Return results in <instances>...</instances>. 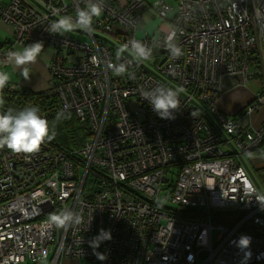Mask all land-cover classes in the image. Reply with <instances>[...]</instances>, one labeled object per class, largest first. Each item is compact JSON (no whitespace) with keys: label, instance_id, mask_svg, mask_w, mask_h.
<instances>
[{"label":"built area","instance_id":"1","mask_svg":"<svg viewBox=\"0 0 264 264\" xmlns=\"http://www.w3.org/2000/svg\"><path fill=\"white\" fill-rule=\"evenodd\" d=\"M174 2L103 0L94 30L58 35L50 25L75 18L87 0H0V21L12 28L9 43L0 45V67L10 63L15 46L42 41L52 48L46 94L73 111L90 136L67 155L47 142L36 154L0 149V264L264 263V205L256 200L264 192L244 163L246 154L264 147V115L252 130L217 106L228 78L257 85L243 117L264 110V0ZM149 9L160 24L138 38ZM173 27L179 56L166 44ZM132 40L149 47L151 58L118 56ZM121 63L128 69L118 76L109 65ZM157 86L184 89L174 119H161L142 98ZM252 158L264 166V155ZM91 170L97 179L87 183ZM63 209L82 223L53 227L49 214ZM101 229L110 230L111 240L93 249ZM241 236L251 240L246 249L237 246Z\"/></svg>","mask_w":264,"mask_h":264},{"label":"clouds","instance_id":"2","mask_svg":"<svg viewBox=\"0 0 264 264\" xmlns=\"http://www.w3.org/2000/svg\"><path fill=\"white\" fill-rule=\"evenodd\" d=\"M103 11V0H87V7L78 8L75 18L62 16L50 25V30L52 33L58 35L71 33L76 29L91 32L94 18L99 17ZM176 36L177 30L174 27L166 36L167 47L173 56L182 54L181 49L175 43ZM43 49V42L38 41L7 53L10 62L21 69V75L25 81L30 78L29 66L37 62ZM124 51H129L131 56L137 61L150 59L152 55L151 49L139 40H132L122 45L117 55L119 56ZM91 61L96 66L101 64V60L96 56L91 57ZM109 67L118 76L124 75L128 69V65L123 63L109 65ZM10 80L11 74L0 70V149L7 148L16 154H36L41 150L44 143L55 139V125H50L49 121L40 114V109L37 106H26L20 110L6 108L3 93ZM183 91L182 87L173 89L166 86H157L150 91H143L141 96L149 102L152 110L161 119L170 120L175 118L174 113L180 107L179 97ZM62 115L63 113L58 114L57 119H60ZM256 200L260 205H264V195L257 197ZM48 219L53 227L60 230H67L73 225L82 223V217L69 209L51 213ZM109 240H111L110 230L101 229L99 234L90 242V247L96 249L102 242ZM250 243L249 237L241 236L237 242V246L240 249H246ZM93 254L100 261L106 259V256L102 253L94 251Z\"/></svg>","mask_w":264,"mask_h":264},{"label":"trees","instance_id":"3","mask_svg":"<svg viewBox=\"0 0 264 264\" xmlns=\"http://www.w3.org/2000/svg\"><path fill=\"white\" fill-rule=\"evenodd\" d=\"M92 30L94 29L92 28ZM74 37L78 40H86V38L79 33H74ZM6 43L7 42H4L0 45L5 46L7 45ZM25 46H27V44ZM3 95L6 101V108L20 110L26 106L39 107L40 114L49 121L50 125H55L56 129L55 139L51 142H47V144L52 148L54 147L64 155L78 152V150L82 148L85 142L89 140L90 136L84 125H81L76 120V116L74 113L63 112L55 95L46 94L45 92L34 93L27 88H22L19 86H16V88L12 90L7 89L6 91H4ZM60 113H63V115L60 119H57V116ZM253 155H264V147L260 146L252 153L246 154V157L249 160V158ZM74 161L77 162L79 161V159H76ZM250 162L254 167L255 174H259L257 179L260 181V186L264 187V166L259 165L255 161ZM180 165V162L176 164V168L178 170L180 168ZM92 171L93 170H91L87 177V183L94 182L97 179L98 171H93V173L96 172V175L92 174ZM248 172L250 171L248 170ZM32 263L35 264L37 262Z\"/></svg>","mask_w":264,"mask_h":264},{"label":"crops","instance_id":"4","mask_svg":"<svg viewBox=\"0 0 264 264\" xmlns=\"http://www.w3.org/2000/svg\"><path fill=\"white\" fill-rule=\"evenodd\" d=\"M11 36L12 28L1 23L0 21V44H3L4 42H7L6 44H8L11 40ZM24 46H15L13 50L21 49ZM52 52V50L42 51L41 55L37 59V62L29 66L30 78L27 81H25L22 77L21 69L15 66L12 62H10L8 65L0 67V70L4 68L8 73L11 74V80L8 85L27 88L34 93L43 92L49 84L48 82L50 79V73L48 70V66L50 58L52 56ZM249 84L250 83H246L243 86L241 85L242 87H234L232 86L233 82L231 79H224L218 103L221 111L225 115H231L237 118L239 124L242 126H249L250 129L257 130L261 125L260 121L264 115V110H260L258 114L252 115L251 117H243L242 115V110L246 105H248L249 102H251L253 94L257 91L256 85L255 90H253V88H251V85ZM251 161L256 160H253L252 158ZM255 176V183L264 192V187L260 186V181L257 179L259 174H255ZM75 261L76 259H63L61 264H74Z\"/></svg>","mask_w":264,"mask_h":264},{"label":"rangeland","instance_id":"5","mask_svg":"<svg viewBox=\"0 0 264 264\" xmlns=\"http://www.w3.org/2000/svg\"><path fill=\"white\" fill-rule=\"evenodd\" d=\"M156 0H148V3H154ZM165 3H167V4H170V5H175V2H174V0H163ZM171 17H172V14L170 15ZM159 24H160V20H156V19H154L153 18V9H149V10H147L145 13H144V19H143V23H142V25H141V27H139L138 28V30H137V37L138 38H142L143 36H144V34L145 33H148V34H153L154 32H155V30L157 29V27L159 26ZM98 34V33H97ZM103 36H105L107 39H109L110 41H114V39H112L110 36H108V35H105V34H102ZM51 49L52 48H50V47H44V49H43V51L44 50H49V51H51ZM51 54V53H50ZM1 70H3V71H6L7 72V70L6 69H1ZM51 81H52V78H50L49 79V82L48 83H51ZM249 85H251V88H253V90H255V85L256 84H254V83H251L250 82V84ZM48 86H49V84H48ZM232 86H234V87H242L241 85H232ZM256 87H257V85H256ZM47 91H49V89H48V87L45 89V91H43V92H47ZM219 102V101H218ZM217 106L219 107V103H217ZM219 109H220V107H219ZM63 112H72V113H74L73 111H71V110H63ZM77 120V119H76ZM75 120V121H76ZM254 162V161H253ZM256 163H258L259 165H261V162L257 159L256 161H255ZM244 163H245V166H246V168L255 176V171H254V167H253V165H252V163L248 160V158L247 157H245L244 158ZM170 172L173 174H167V179L168 180H171V181H173L174 180V175L178 172V169L176 168V166H172L171 167V169H170ZM256 177V176H255ZM166 187V186H165ZM167 189V191L169 190V188L167 187L166 188ZM29 264H34V263H29ZM35 264H48V259L47 260H43V261H41V262H38L37 261V263H35ZM74 264H96V263H94V262H90V261H88V260H86V259H81V260H76L75 262H74Z\"/></svg>","mask_w":264,"mask_h":264},{"label":"water","instance_id":"6","mask_svg":"<svg viewBox=\"0 0 264 264\" xmlns=\"http://www.w3.org/2000/svg\"><path fill=\"white\" fill-rule=\"evenodd\" d=\"M249 103H250V102H249ZM249 103H248V104H249ZM262 264H264V263H262Z\"/></svg>","mask_w":264,"mask_h":264}]
</instances>
